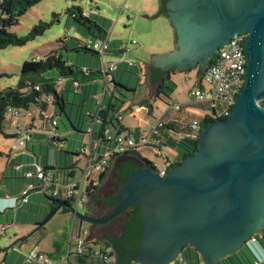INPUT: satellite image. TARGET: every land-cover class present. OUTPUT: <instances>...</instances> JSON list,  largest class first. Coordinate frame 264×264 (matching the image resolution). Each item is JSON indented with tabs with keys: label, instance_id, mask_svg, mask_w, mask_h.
Wrapping results in <instances>:
<instances>
[{
	"label": "water",
	"instance_id": "1",
	"mask_svg": "<svg viewBox=\"0 0 264 264\" xmlns=\"http://www.w3.org/2000/svg\"><path fill=\"white\" fill-rule=\"evenodd\" d=\"M165 9L175 49L151 55L153 69L164 73L199 67L204 74L220 48L248 35L246 83L230 116L200 129L196 153L164 177L153 169L133 173L109 214L91 216L65 202L57 211L67 208L81 224L94 226L139 206L135 263L173 264L192 247L204 264H220L264 231V0H169ZM116 175L113 164L100 196Z\"/></svg>",
	"mask_w": 264,
	"mask_h": 264
},
{
	"label": "trees",
	"instance_id": "2",
	"mask_svg": "<svg viewBox=\"0 0 264 264\" xmlns=\"http://www.w3.org/2000/svg\"><path fill=\"white\" fill-rule=\"evenodd\" d=\"M42 0H2L0 1V50H3L9 46H23L28 38H19L16 34H13L9 31V28L17 25L19 19L27 13L36 4L40 3ZM169 0H160V9L158 12L159 16L166 15L165 5ZM68 14L71 16L75 23L80 27L84 28L86 33L92 37H95L96 40L105 39L109 35L102 25H100L96 20H93L89 14H86V10L82 7H72L68 9ZM168 18V17H167ZM49 26L45 25L41 31L35 30L34 35L42 33L43 30H46ZM88 42L90 40L81 41L79 46L74 48L75 52H85L96 55L101 60V55L89 47ZM111 50L106 52V55H112V57L120 56L125 52L119 48L120 45L115 43L112 46L113 42H110ZM214 57L209 62V66L213 63ZM136 66V64L134 65ZM132 66V67H134ZM132 67L127 65L119 66V68L110 73L109 76L111 80L108 83V92L104 93V86L99 84V81L104 83V78L99 69H91L86 67H81L76 64H72L70 60H65L62 55L57 53H51L45 56L43 59H34L32 61H26L21 67V74L19 78V86L17 89L7 88L5 90H0V135H3L6 138H13L14 134L8 135L5 132L7 127V113L8 110L16 109L25 112H31L32 110H37L40 114L41 119L43 116L41 113L47 111L48 107L54 104V113L52 118L57 120L58 126L57 131L60 129L59 126V117L65 118L64 125L68 133L76 132L82 134L86 138V131L89 127L93 126V139L98 142V149L96 153L99 155V158L110 148L114 147L113 138H109L105 132L107 129L111 131L112 135L122 134L127 129L120 125L119 111L117 110V104L115 102L116 93L119 95H125V92L131 91V89L124 85L117 79L116 72H126L130 71ZM57 71L58 77L49 76L46 74L51 71ZM140 74L142 73L141 67H139ZM164 73L159 70H153L151 74V80L156 85L155 98L160 99L162 96H165L168 99H171V95L176 89V83L171 79L170 74L174 73ZM198 85H200L203 74L197 73ZM65 82V88L62 92L59 93L57 86L61 82ZM38 87V90L36 89ZM113 90V91H112ZM107 94H110L114 99V103H111V97L109 98L108 104H105L107 99ZM101 98V100H100ZM49 99H51L49 104ZM169 111H173L176 114H179L186 105H182L180 110L176 111L170 108ZM148 107L150 106L147 103ZM188 106H192L187 104ZM207 105V104H200ZM210 107L209 105H207ZM234 106L230 110V114ZM211 109V108H210ZM213 112V109H211ZM93 114V115H92ZM230 116V115H229ZM226 117H214L213 115H206L204 119H193L191 123L185 124V119L181 121H161V126L158 127L157 133L154 134L151 138V142H159V145L147 144L142 146L140 149H133L129 152L123 154H115L108 161V165L105 167L104 171L99 175L97 181H91L87 187V196H88V212L91 216H97L100 214L99 207L102 203L107 200V198L100 196L97 192L101 188V184L106 179L109 173L111 165H115L116 174L119 178V185L122 188L124 182L129 179L133 173L141 169H153L158 171L159 169L145 158L141 154L142 149L152 150L158 154L159 157H162L164 151L167 147H171L178 152V157H181L180 160L175 162H170L168 158H164L163 166L168 165L167 171L170 172L174 167L181 164L185 159L194 155L198 149L199 138L196 134V129L193 128V123H198V130L205 128L209 123L215 120L226 119ZM96 117L98 122L95 123ZM183 120V121H182ZM168 130L170 132L176 133H185V135L179 140H165L159 136L161 131ZM137 139L140 138V134H135ZM39 137V138H36ZM46 137V138H45ZM46 141V142H45ZM62 138L59 135L57 138H50L47 135L42 134H33L32 140L24 148L25 151L34 156V160H38L36 154V147L38 145L40 151L43 150V147L46 145L47 150L49 148H58L62 142ZM86 141V140H85ZM68 142V141H66ZM46 143V144H44ZM32 144V147L30 145ZM68 144V143H67ZM69 145V144H68ZM85 145L83 143L82 147ZM76 152L64 151V147H61V152L65 154H72L75 157L76 163L83 161L79 160L78 156L80 154L81 148ZM6 164L5 170L2 172L0 177V184L4 185L5 192L0 191V200L3 197V194H7V197L14 198L19 197L21 192L28 187L30 184H34L35 188L29 193V202L27 204L17 205L13 208H23L26 205H29L31 200L30 196L34 192H39L41 185L38 180H29L25 177L27 171L34 169L36 166H41L45 172L55 173L57 178L63 179L65 182H70L71 178L74 175V168L77 164L64 166H57L53 163H49L48 160L45 162H24V155L17 159H10L9 156ZM33 158V157H32ZM17 166H21V170H16ZM162 166V167H163ZM44 195L53 205L50 213L45 218L34 219L33 225L37 228V231L44 229L47 222L59 211H57V206L60 203H67L72 205V200L67 198L65 193H60L58 198L50 197L47 193H40ZM118 201L112 198L108 203V207L113 209L117 206ZM11 208V207H9ZM28 210V209H27ZM62 210L69 212L67 208ZM111 212V211H110ZM108 212L107 214H109ZM2 213H4L2 211ZM107 214H101L105 216ZM122 223L120 225L121 233L118 235H109L106 238L102 239L98 243L93 244H102L104 247H110L113 251V256L115 258L114 264H134L132 260L133 255L137 252L140 236L142 233V214L139 206L132 207L129 209L121 219ZM20 241H27L26 238H22ZM88 243L85 246L89 247ZM258 244L261 249L264 250V232L263 238L258 240ZM195 251V253H194ZM103 251L99 253H94L90 248L85 249L82 254H76V264H105L103 257ZM69 254V252H68ZM53 256V255H52ZM54 257V256H53ZM183 259V262L177 264H204L202 258L192 247H187L183 254L180 255ZM60 257H57L59 259ZM258 255L253 251L249 246L243 247L237 253L232 256L223 259L220 264H256ZM264 264V263H263Z\"/></svg>",
	"mask_w": 264,
	"mask_h": 264
},
{
	"label": "rangeland",
	"instance_id": "3",
	"mask_svg": "<svg viewBox=\"0 0 264 264\" xmlns=\"http://www.w3.org/2000/svg\"><path fill=\"white\" fill-rule=\"evenodd\" d=\"M72 7H82L86 11L93 9L98 11L97 14L89 13V16L105 28L110 42L117 41L120 46L128 45L130 47L131 53L127 57L132 58L136 62V66L132 67L130 71H118L116 74H118L117 79L128 86L131 91H124L125 95L123 96L117 93L115 94L117 110L124 114L133 105L147 104L149 100H144L148 94V66L145 68V72L147 73L143 76L140 74L139 67L148 64L151 60V55L170 48L168 46H172L170 50L174 48V31L169 19L165 16L155 17L159 11V0H42L29 9L19 19L17 25L9 28V31L16 34L19 38L28 39L23 46H9L0 50V90L7 88L17 89L19 86L21 67L24 62L34 59L40 60L51 53L62 55L65 60L69 59L81 67L91 69L100 68L101 60L98 56L91 53L74 51V48L78 47L81 41L90 40L94 43L96 38L88 35L84 28L80 27L69 16L67 11ZM45 25L49 27L43 30L42 33L33 36L35 30L41 31ZM133 41H136L137 44H132ZM111 57L112 55H105V60H110ZM46 76L58 77V72L53 70L47 73ZM187 76L190 81H185L182 76L174 79L177 85L172 95L174 101L179 99L182 102H188L187 89L192 83L195 84L197 81L194 72L187 73ZM99 84L104 86L102 81H99ZM64 88V81L57 86L59 93ZM154 89L155 87L152 88L153 91ZM107 97L109 99L110 95L108 94ZM151 106L153 110H151ZM190 107L191 113L186 114L185 124L191 123L194 118L202 120L206 115H213L212 110L207 105L193 104ZM166 109L167 103L162 99L152 100L148 107V111L152 112H150L151 115L148 120L144 122L143 128L151 130L153 125L160 122ZM217 112L219 113L220 110H217ZM46 113L48 117L53 115L54 104L48 107ZM58 119L59 130L63 134V139L68 142H61L60 147L49 148V150H47L45 145L42 151H40L37 145V158L41 162L48 160L49 163L57 166H64L66 163L67 165L77 164V167L73 170L74 175L70 179L71 181H75L84 175L87 164L84 161L76 163L75 157L72 154L61 152V147H64V151L71 150V152H76L82 147L86 138L84 135L76 132L68 133L63 123L66 119L60 117ZM20 123L23 126L27 125L29 128H32L35 134L43 133L47 135L49 132L43 129V120L38 111L35 121H33L31 113L21 111ZM125 123L132 126L131 118L126 116ZM198 131L197 129V135ZM5 132L8 135H12L14 134V128L7 125ZM183 134L185 133H179L178 136L180 139ZM36 138L39 137L36 136ZM13 144V138H6L0 135V177L6 168L7 156L11 160H20L23 155L28 154L24 149H21L19 152H12L11 148ZM30 147H32V144ZM141 154L151 161L157 169L162 168L164 158L168 157L170 162H175L178 157V152L169 146L164 151L162 157H159L157 153L148 149H142ZM32 157L33 159L35 158L34 156ZM180 159L181 157H178V160ZM108 176L101 184V188L97 193L103 188ZM90 178L97 181L99 179V173L91 171ZM0 191L5 192V187L2 184H0ZM30 198V204L26 205L25 209L19 212L17 216L14 211H8L6 213L0 212V264H25V262L17 263L14 259L6 260L7 253L13 251L14 257L19 258L26 250L35 245L52 255H58L62 252V254L67 256L68 252L72 249L71 252L73 255H71V258H74V249L77 244L79 231L82 240H87L89 233L87 230L88 224L82 223L83 225L80 226V222L70 211L67 212L61 209L57 212L45 225L44 232L27 239L26 245H21L16 242V237L28 236L37 229L35 225L28 224L32 222L33 216L35 220L43 219L50 213L53 207L44 195L33 193ZM77 210L79 212H85L86 205H80ZM108 212L110 210L107 208L101 214H107ZM28 216L29 222L27 223L25 221ZM120 225L119 219H115L101 226L94 225V240L100 242L109 235H118L117 230H119ZM80 227L81 229H79ZM258 247V245H253L251 249L258 251Z\"/></svg>",
	"mask_w": 264,
	"mask_h": 264
},
{
	"label": "built area",
	"instance_id": "4",
	"mask_svg": "<svg viewBox=\"0 0 264 264\" xmlns=\"http://www.w3.org/2000/svg\"><path fill=\"white\" fill-rule=\"evenodd\" d=\"M97 14L98 11L90 10L86 11V14ZM247 35L239 34L225 47L220 48L214 57L213 63L208 66L203 74L202 81L199 86L192 88L188 93V104H207L213 109L214 117H226L230 115V110L235 106L236 98L239 93L243 90L246 79L243 74V70L247 66V58L245 52V43ZM132 44H137L133 41ZM89 47L94 51H97L101 55L100 70L104 78V93L108 92V83L111 80L110 73L116 71L119 66L127 65L132 67L136 62L132 58L127 56L131 53L128 45L119 46L125 53L105 60V53L111 50L109 36L105 39L96 40L94 43L88 42ZM38 90V87L36 88ZM51 99H49V104ZM181 104L178 102H172L170 108L178 111L181 108ZM217 110H220L218 113ZM93 115V114H92ZM43 116L44 125L48 123V136L50 138H57L59 136L57 132V120L53 119L52 116L48 117L47 113H41ZM7 125L14 128V144L12 145V152H19L24 149L26 145L32 140L34 130L29 128L27 125L20 123L21 111L16 109H9L6 115ZM98 122L96 117L95 123ZM161 121L158 124L153 125L149 137L145 138L140 136L137 139L136 135L132 131H127L122 134L112 135L109 129L106 130L105 134L109 138H113L114 147L108 149L101 158L96 153L98 149V142L93 139V126L89 127L86 131L85 145L81 148L78 156L79 160H83L87 165V169L84 175L80 179L75 181L65 182L63 179L57 178L55 173L45 172L41 166H36L34 169L27 171L25 177L29 180H38L41 188L40 193H47L50 197L58 198L60 193H65L67 198L71 199L72 205L78 208L80 205H86L88 203L87 187L91 181L90 172L99 173L104 171L108 165V161L115 154H123L133 149H140L142 146L150 144V138L157 133L158 127H160ZM193 128L198 129V123H193ZM153 145H159V142H154ZM21 166H17L16 170H21ZM168 165L165 164L162 168L156 171L160 177L167 175ZM87 183V185H86ZM35 188L34 184L28 185L26 189L21 192L19 197L14 198H2L1 200H12L13 205L10 207H16L17 205L27 204L29 202V193ZM263 238V233H257L251 237L247 242L250 248L253 245H258V240ZM76 254H82L85 248V242L82 239L77 240ZM258 248H261L260 246ZM102 257L105 264H114L115 258L113 256L112 248L104 247ZM263 256L257 258L256 264L264 263V250ZM256 252V251H255ZM25 264H70L67 258L55 259L43 252L38 246H34L28 249L24 253ZM183 262V259L178 256L173 264Z\"/></svg>",
	"mask_w": 264,
	"mask_h": 264
},
{
	"label": "crops",
	"instance_id": "5",
	"mask_svg": "<svg viewBox=\"0 0 264 264\" xmlns=\"http://www.w3.org/2000/svg\"><path fill=\"white\" fill-rule=\"evenodd\" d=\"M157 16H159V15H157ZM105 29V28H104ZM173 31H174V29H173ZM173 34H174V32H173ZM113 42V44H112V46H114L115 45V43L117 44V45H119V43L117 42V41H112ZM168 47H170V48H167V49H165V50H162L161 52H159V53H157V54H154V55H161V54H164V53H168V52H172V51H174V49H175V41H174V48H173V50H170V49H172L171 47L172 46H168ZM111 58H113V57H111ZM70 62L72 63V64H74L71 60H70ZM76 65H78V64H76ZM146 66H148V69H147V72H148V78H149V83H148V85H147V88H148V94H147V97H146V99L144 100V101H146V100H149V105H150V103H151V101L152 100H157L156 98H155V92H156V85H154V83L152 82V80H151V74H152V72H153V70H155V69H153V67L151 66V60H150V62L148 63V64H146V65H144L143 67L142 66H140L141 67V71H142V76L143 75H145V73H147V72H145V68H146ZM173 71H175L174 73H172V74H170V76H171V79L174 81V79L176 78V77H184L183 79H185V81H190L189 80V77L187 76V73H192V72H194V74H195V78H196V83L194 84V83H192L191 84V86L190 87H188V89H187V94L189 93V91L192 89V88H195V87H197V86H199L198 85V78H197V73H198V71L200 72V68L199 67H196V68H192V69H189V70H183V71H176V70H172V71H170V72H168V73H171V72H173ZM201 74V73H200ZM153 87H155V89H154V91L152 90V88ZM174 93V92H173ZM173 93H172V95H173ZM110 95V94H109ZM171 95V99H168V98H166L165 96H162L160 99H162L163 101H165L166 103H167V109L165 110V112H164V114H163V116H162V118H161V120L160 121H162V120H164V121H173V120H176L177 119V121H181V119H185V117H186V114H190L191 112H190V106H188L187 104H188V102H186V101H180L179 99H176V101H174L173 100V96ZM107 96H108V94H107ZM110 97H111V103H114V99L112 98V96L110 95ZM151 97V98H150ZM107 99H108V97H107ZM106 99V101H105V104H108V100ZM100 100H101V98H100ZM170 100H172L173 102H178L179 104H181V105H186V107H184V109H182V111L179 113V114H176V113H174L173 111H169V105H168V103H169V101ZM151 110H153V107L151 106ZM150 112H152V111H148V105L147 104H145V105H133L131 108H129L127 111H126V113H124V114H122L121 112H119V119H120V125H122L125 129H127L125 132H127V131H132V132H134V134H140L141 136H143V137H145V138H147V137H149V135H150V133H151V130H149V129H144L143 128V124H144V122L145 121H147L148 120V118H149V116L151 115V113ZM31 115H32V117H33V121H35L36 120V115H37V111L36 110H32L31 112ZM126 116H128V118H131V120H132V126H129V125H127L126 123H125V118H126ZM183 121V120H182ZM42 127H43V129H48V127H49V125H48V123L47 124H45L44 125V123H43V125H42ZM150 131V132H149ZM58 134L61 136V138H62V142H66L63 138V134L61 133V131L58 129ZM124 133V132H123ZM175 134V135H174ZM44 135H46V134H44ZM179 133H176V132H170V131H168V130H163V131H161V133L159 134V136H161V138H163V139H165V140H179L180 138H179ZM185 134H183L182 135V137L184 136ZM48 136V135H47ZM151 144H154L153 142H151ZM28 153V152H27ZM168 158V157H167ZM178 159V157L176 158V160ZM168 160H169V158H168ZM33 162V163H35V161L36 162H41L39 159L37 160H34L33 158H32V155L30 154V153H28L27 155H24V162ZM170 161V160H169ZM34 193H36V194H39V192H34ZM39 195H41V194H39ZM7 194H3V197H5V198H7ZM30 200H31V198H30ZM14 203H13V201L12 200H9V199H6V200H1L0 201V212L2 213V211L4 212V213H6V212H8V211H14L15 213H16V216L19 214V212H21L22 211V209L20 208H9L10 206H12ZM23 209H25V207L23 208ZM31 211V210H30ZM86 211H88V203L86 204ZM85 211V212H86ZM30 213V212H29ZM29 213H28V215H29ZM22 217V216H21ZM21 217H19V219H21ZM29 220V216H28V218H26V221L25 222H29L28 221ZM33 222H34V216L32 217V222H29L28 224H33ZM81 225H83V224H81L80 223V226ZM94 227L95 226H91V225H89L88 224V226H87V230H88V238H87V240H83L84 242H85V245H87L88 243H91V244H89V247L88 246H85V248H84V250L85 249H91L94 253H99L101 250H103V248H104V245H102V244H93V243H98V242H96L95 240H94V233H93V230H94ZM37 229H39V228H37ZM37 229L32 233V234H30V235H28V236H21L20 238L19 237H16V242L17 243H19V244H21V245H26V243H27V241H25V242H23V241H20L22 238H26V239H29V238H31V237H34V236H38V234H41V233H43L44 232V229H41V230H39V231H37ZM79 229H81V227L79 228ZM80 238V231H79V233H78V236H77V240ZM81 239V238H80ZM77 243V242H76ZM77 245V244H76ZM35 246H37V245H35ZM76 249H77V247H75V249H74V258H71V255H73L72 254V249L69 251V254H67V256L65 255V254H62V252H60L58 255H53L52 256V254L51 253H48V252H45V251H43V252H45V253H47L48 255H50L51 257H53V258H55V259H57V257H60V258H67L68 259V261H69V263L70 264H76ZM27 251V250H26ZM25 251V252H26ZM24 252V253H25ZM24 253H23V255H20V257L19 258H15L14 256V253H13V251L12 252H8L7 253V258H6V260H11V259H14L17 263H22V262H25V259H24ZM256 253H257V255L259 256V257H262L263 256V251H262V249L261 248H258V251H256ZM59 258V259H60ZM58 260V259H57Z\"/></svg>",
	"mask_w": 264,
	"mask_h": 264
},
{
	"label": "flooded vegetation",
	"instance_id": "6",
	"mask_svg": "<svg viewBox=\"0 0 264 264\" xmlns=\"http://www.w3.org/2000/svg\"><path fill=\"white\" fill-rule=\"evenodd\" d=\"M242 34H245V33H242ZM245 35H247V34H245ZM248 36V35H247ZM215 55V54H214ZM264 103V102H263ZM120 191H121V187H120V185H119V178H118V176L116 175V182H115V184H114V186L112 187V188H110V189H108L107 191H106V193H105V195L103 196V197H105V198H107V200L106 201H104L103 203H102V205H101V207L100 206H98L99 207V211H103V210H105V209H109L110 211H112V209H110L109 207H108V203L112 200V198H114L115 200H117L116 198H117V196L119 195V193H120ZM101 212H99L100 214H98L97 216H102L101 215ZM125 214V213H124ZM123 214V215H124ZM123 215H121V216H119V217H117L116 219H119L120 220V223H122V221H121V219H122V216ZM115 220V219H114ZM113 221V220H112ZM101 226V225H100ZM103 227V226H102ZM118 231V234H120L121 233V229H120V227H119V230H117ZM264 232V231H263ZM262 232V233H263ZM115 236V235H114Z\"/></svg>",
	"mask_w": 264,
	"mask_h": 264
},
{
	"label": "clouds",
	"instance_id": "7",
	"mask_svg": "<svg viewBox=\"0 0 264 264\" xmlns=\"http://www.w3.org/2000/svg\"><path fill=\"white\" fill-rule=\"evenodd\" d=\"M1 201V200H0ZM11 208H13V207H11Z\"/></svg>",
	"mask_w": 264,
	"mask_h": 264
}]
</instances>
